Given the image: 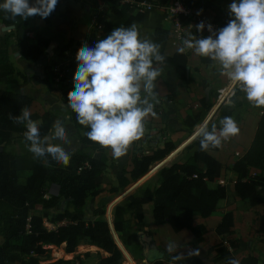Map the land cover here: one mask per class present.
<instances>
[{
  "label": "crops",
  "instance_id": "obj_1",
  "mask_svg": "<svg viewBox=\"0 0 264 264\" xmlns=\"http://www.w3.org/2000/svg\"><path fill=\"white\" fill-rule=\"evenodd\" d=\"M59 1V8L48 16V22L39 18L38 15H35L30 17L28 29L19 30L16 33L15 40L10 37L11 41L9 43L8 53L13 71L0 80V88L19 94L29 95L32 98V102L27 109L31 114L42 115L45 111H54L57 114V119L61 120L65 125L69 140L71 141L70 144L62 146L66 151L71 153L76 147L81 148L84 146L78 143L81 137L80 132L82 133V131L76 128L72 122L69 115L72 109L69 102L63 98L61 93L62 80L57 81L55 79V73L52 72V70L63 63L62 51L64 48L71 44L85 41H87L89 45L94 46L95 42L100 40L103 35H109L114 28L123 25L113 11V4L109 1ZM170 1L171 0H167L166 4ZM34 2L35 0H29L30 5ZM185 2H188L194 12L203 13L222 25L223 22L228 23L232 18L228 14V5L232 0H185ZM0 3H3V0H0ZM161 6L163 5H157L156 8L151 9L152 11H143L142 21L134 20L130 24L137 25L141 39H149L153 43L159 44L160 51H162L164 55L171 56L183 45V40L187 38L190 33L197 38L205 37L203 32L197 31L194 22L182 17L185 20V23L182 24L183 38L181 40L175 37L173 38L171 35L173 30L171 25H169L171 19L168 13L166 17L163 16L162 12H165V9ZM108 22L110 24V31L105 33L103 27ZM4 27L0 19V32H5L10 29L4 31ZM158 28L167 30L168 35L166 39L155 40V30ZM36 36L48 39L49 45L37 60L28 61L21 55L20 50L34 43ZM70 41H72V43L68 45ZM185 53L187 55L188 79L183 82L187 83L190 79H197V84L195 86H192L190 83L188 84L189 86L191 85L190 87H192L193 92L187 88V92L183 93L184 99L181 98V105H183L186 110L194 112L193 109L200 108V105H196L197 101H195L192 106L187 107L186 105L187 101L191 100L192 96L195 95L194 89L197 86L203 85L214 89V87L224 84L223 82L226 81L227 76L221 73L218 62H214L208 57L199 56L194 50H186ZM77 66V59L69 60L68 67L70 68V72L65 76L67 82H74ZM154 67L160 68L161 73L163 71V78H165L164 71H166L172 79L180 80L176 77L174 67L171 64H154ZM236 87V90L230 94L228 102L218 107L216 118L210 120L207 124L210 130L212 126L215 125L216 133L219 134L220 128L222 127L220 121L227 116L234 119L239 128V132L228 140L222 141L221 147L217 150H209V153L222 165L218 182L226 184L228 191L226 198L218 202V211L216 214L208 217H202L199 213L193 214V226L195 228L205 226L206 228V231L198 237H195L188 229L174 232L168 223H155L152 213L154 206L153 198L145 194V186H151V190H154V188L159 185L160 179L157 172L163 166L170 164L167 159L172 153L154 162L151 165V170L138 180L131 181L128 185L120 187L115 192L110 191L111 187L118 186V177H120L122 173H127L132 169L133 159L135 157L152 153L157 148L163 147L166 140L151 145V151L148 150L150 148H144V150L139 149V140H136L131 144L127 153L119 159L113 157L110 148L103 147L104 153L108 156V162L97 177L98 188L102 189V191L94 197L86 198L83 213L86 218L93 217L96 219H105L110 228L108 215L111 216L113 225V211L115 205L123 202L133 203V210L127 212L124 218L129 222L130 227V250L133 249L138 253V248H140L143 250V255H141V257H143L131 259L128 250L124 246H120L123 252L128 256L129 262L132 264H136V262L139 264H226L225 259H216V248L218 246H227L232 256L238 261L246 255H253L259 259L261 264H264V230L263 232L256 231L253 228L258 227V225L264 227V202L252 206L247 201L237 197L233 187L237 174L227 167L236 159L242 157L249 149L258 120L264 108L254 107L247 100L246 94L240 90L239 86L237 85ZM213 95L214 94H211V96L207 97L203 95L200 96L199 93V96L197 95L198 101L200 98L204 97L207 103L212 102L214 99ZM55 121L51 123L47 137L51 142L60 144L61 142L59 140H51V133ZM76 136V147L69 150V148L66 147L73 144V137ZM172 142L176 148V142ZM187 142H189V138L185 140L182 145ZM28 143L30 142H26L25 138L21 137L19 133H13L8 143L0 145V149L3 147L7 150L13 149L18 151L19 155L15 159V168L17 183L21 185L26 183V178L30 175L32 167L37 160L28 150ZM188 145L190 144H187V146ZM175 148L173 150H175ZM195 150L196 145L193 144L188 151L181 153L180 161H183ZM94 156L98 157L99 155L94 154ZM49 193L51 192L49 191ZM48 196V193L44 195V197ZM65 208L72 210V207L67 201L59 199L58 203L49 209L42 211L41 205H36L35 209H32L30 213L37 215L46 213L48 217H51L62 212ZM96 208H104L105 213L101 216L97 214L93 215L92 212ZM225 211H231L233 213V227L231 228L233 233L217 234L215 232V227L221 220L220 212ZM132 212H134V218H131ZM44 218L45 217H43V219ZM48 223L50 224L48 229H55L57 225L62 224V222L53 221H49ZM244 223L246 226H244ZM248 226H251V233L244 234V229L248 228ZM113 230L115 232L114 227ZM144 234L150 238L147 250H145L144 244L141 242V237ZM229 238H231V240H238L239 246L231 248L228 243ZM261 239L263 241H260ZM169 244L175 246V251H168ZM53 246L54 245H48L47 247ZM85 247L84 251L76 250L71 253H66L64 251L66 261H69L70 264H97L101 258L108 256L106 251L95 245L85 243ZM191 250H199L200 254L198 256H188V252ZM163 252H166L168 257L164 255L165 253ZM149 253H153V255L150 256ZM177 254H181V256L184 255L186 258L174 260L173 256ZM76 256H79L80 259H77ZM86 259H91V262H85ZM43 263L46 264L44 260L39 259L38 264ZM11 264L19 263L13 262ZM111 264L119 263L115 262Z\"/></svg>",
  "mask_w": 264,
  "mask_h": 264
},
{
  "label": "trees",
  "instance_id": "obj_2",
  "mask_svg": "<svg viewBox=\"0 0 264 264\" xmlns=\"http://www.w3.org/2000/svg\"><path fill=\"white\" fill-rule=\"evenodd\" d=\"M113 4V11L117 15L123 27H129L134 21H142L143 12L131 2L119 0H106ZM142 1V0H137ZM167 0H160L159 5H165ZM58 0L56 11L59 8ZM137 9V11H136ZM39 18H41L38 15ZM0 19L5 27L13 26L5 32H0V80L12 73L13 67L9 60L8 47L14 40L16 33L21 29H28L29 19L21 17L12 18L10 14L0 10ZM46 22L47 18H42ZM182 24L185 20L181 18ZM226 26L227 23L223 22ZM103 31H110L109 22L103 27ZM167 30L158 28L155 30V40L166 39ZM103 35L100 39L106 38ZM72 41L68 43L70 45ZM49 40L36 36L35 42L20 50L21 55L28 61L37 60L47 49ZM94 47V46H91ZM163 54L162 51H160ZM164 55V54H163ZM166 57L164 63L174 67L178 79H188V64L186 53L175 51ZM154 64H158L155 63ZM74 90V82L69 83L66 77L62 79L61 93L68 102V93ZM32 102L29 95L19 94L10 90L0 88V145L11 140L13 133H19L24 137L26 127L15 123L12 117L18 116L23 108H28ZM200 108H195V117L186 114L184 121L189 127H193L200 121L201 112L206 108V99H199ZM74 126L81 129V144L84 146L76 148L70 153L71 159L68 166L57 163L50 156L47 160L37 158L26 183H17L15 159L19 155L13 149H0V264H38L39 258L46 256L49 251L48 245H64V251L71 253L79 245L82 239L86 243L95 245L108 253L101 258L97 264H111L118 262L122 264L123 254L116 244L109 225L105 219L85 217L83 213L87 197H94L102 191L98 188L97 177L107 165L108 156L103 147L88 139L86 133L90 129L82 126L76 119L73 110L69 113ZM54 111H45L42 115L31 114V119L40 126L42 137L47 136L51 123L57 120ZM200 139L188 145H196L193 151L183 161L174 160L167 166H163L157 172L160 179L159 185L151 190V186H145V194L152 197L154 201L153 218L155 223H168L174 232L182 229L190 230L195 237L206 231L205 226L195 228L193 226V214L199 213L202 217H208L217 213L218 202L227 196L228 187L218 182L220 177L221 163L208 151L200 150ZM175 148L174 143L167 139L163 147L157 148L152 153L143 154L133 159V167L129 172L122 173L118 177V186L110 188L111 192L125 187L131 181H136L145 175L151 165L164 158ZM98 152L99 156L94 154ZM228 169L237 174L233 183L234 192L241 200L247 201L255 206L264 202V109L258 120L253 140L246 153L229 164ZM254 172V174H252ZM58 185L57 194H49L44 197L52 185ZM59 199L67 201L72 210L64 209L53 216V222H62L55 229H48L43 223L46 213L37 215L30 211L36 205H41L42 211L49 209L58 203ZM133 210L132 202L118 203L113 211V227L123 246L130 252L133 258H141V253L130 250V227L124 215ZM104 208H96L93 215H103ZM221 220L215 227L217 234L233 233V213L231 211L220 212ZM134 212L131 218H134ZM111 226V225H110ZM231 248L239 246L238 240H228ZM216 259H235L227 246L216 248ZM164 255L168 257L166 252ZM240 264H261L253 255H246Z\"/></svg>",
  "mask_w": 264,
  "mask_h": 264
},
{
  "label": "clouds",
  "instance_id": "obj_3",
  "mask_svg": "<svg viewBox=\"0 0 264 264\" xmlns=\"http://www.w3.org/2000/svg\"><path fill=\"white\" fill-rule=\"evenodd\" d=\"M58 0H3L0 10L12 18L39 15L47 18L55 10ZM199 15V13H197ZM232 17L226 26L214 30L213 26L201 21L195 27L203 32L205 27L211 35L197 38L189 34L183 40L178 53L194 50L202 57L218 62L221 73L226 75L235 88L237 85L246 94L247 100L257 108H264V0H232L228 5ZM78 61L74 75V90L68 93V102L76 114L78 123L90 129L86 135L101 147L110 148L113 157L124 156L131 144L144 135V120L150 114L155 116L154 90L157 87L161 69L154 62L163 64L166 57L160 52V45L149 39H141L136 24L116 27L103 39L89 47L87 41L76 54ZM147 93L142 98L141 92ZM15 123L26 127L24 138L28 150L35 158L50 156L57 163L68 166L71 155L62 146L70 144L65 125L55 121L51 140L42 137L39 124L31 119V113L23 108ZM219 134L216 126L209 130L207 124L200 127L197 135L200 150L219 148L222 141L238 134L239 128L231 117L221 121ZM168 251H175L173 244ZM199 250H191L188 256H198ZM153 255V253H149ZM185 259L184 255L173 256L174 260ZM228 264H240L229 259Z\"/></svg>",
  "mask_w": 264,
  "mask_h": 264
},
{
  "label": "rangeland",
  "instance_id": "obj_4",
  "mask_svg": "<svg viewBox=\"0 0 264 264\" xmlns=\"http://www.w3.org/2000/svg\"><path fill=\"white\" fill-rule=\"evenodd\" d=\"M148 1L150 2L152 9L156 8V6L159 5V2H160V0H157V1L148 0ZM149 11H152V10H149ZM162 13H163L164 17L167 16L166 10H165V12H162ZM169 25H171V23H169ZM171 27L174 28V26H172V25H171ZM171 35L174 38L173 32H171ZM204 36L207 37L206 35H204ZM162 73H163V71H162ZM162 73H161V76L158 77L157 87L154 90L156 99L155 100L150 99V102H152L154 104L153 110L156 113V115L152 116L150 114L148 117L145 118V120H144L145 131H144V135L139 139V144H140L139 149L144 150V148H150L148 150L151 151V145H154L155 143H159V142L167 140V139L172 140V141L176 142L177 147L175 148V150L170 152V154L172 153V155L169 156L167 159V161L171 163L174 160H180L181 159V153L182 152L184 153L185 151L189 150V147H187V144H191L195 140V138L198 136L197 135L198 131L195 132L194 129L198 126V130H199L201 126H203L204 124H208V122L210 120L215 119L217 114H218L217 112L219 109V108L218 109L216 108L217 105L220 102H221V104L227 103L228 100L230 99V94L233 93L237 87H235V88L233 87V85L231 84L228 77H226V81L223 82L224 84H222L221 86L215 85L218 87H214V89H212L211 87L210 88L206 87V85L199 86V87L197 86L195 88L196 90L194 89L195 95L192 96L191 100L187 101V104H186L187 107L192 106V104L195 101H197V103H196L197 106L200 105V103L198 101V97H197V95L199 96V93H200V96L203 95V96H207V97L211 96V94H214L213 95L214 99L212 102L207 103V107L201 112L200 122H198L193 127H188L186 125V123L184 122V118H185L186 114H188V113L190 114V116H192L194 118L195 113L191 110H186L185 107H183V105H181V101H182L181 98H183V93L187 92V88H189V90L193 92L192 87H190V86L191 85L195 86L197 84V79H193V80L190 79V81L185 83V82L180 81V80L172 79L171 77H169V75L166 71H164L165 78H163ZM198 82H199V80H198ZM189 83L191 84L190 86L188 85ZM222 89H224V90H222ZM180 94H182V95H180ZM146 95H147V93L143 92V90H142V92H141L142 98ZM211 100H212V98H211ZM82 133L80 132L81 136H82ZM73 138H74L73 144L66 147V148H69V150L76 147L77 142L75 143V139L77 138V136L73 137ZM188 138H189V142L182 145V143L185 140H187ZM78 143H81V137H80V141ZM95 154H98V152H96ZM150 170H151V168H150ZM49 191L51 193H49ZM47 193L48 194H57L56 193V187L53 185L50 186ZM52 220H53V216L48 217L46 214L45 218L43 219L44 225L47 228L50 227V224L48 222L52 221ZM108 220H109L110 225L113 226L112 225V218L110 215H108ZM244 226H246L245 223H244ZM250 228H251V226H248V228L244 229L245 230L244 234H250L251 233ZM253 228L256 231H262L263 232V230H264V227L262 225H258V227H253ZM112 236H113V234H112ZM114 238L117 241L119 248H120V246L123 247V244H122L121 240L119 239L118 235L115 234ZM1 241H2V236L0 234V242ZM260 241H263V240L261 239ZM85 243H86V240L82 239L79 242V245L74 249V251H76V250L84 251L86 248ZM64 245L65 244L63 243L59 246L49 247L50 249L47 252L46 257L39 258V259L44 260L46 264H70V262L66 261V259H65ZM120 250H122V249L120 248ZM138 253L139 254L141 253V255H143V250L138 248ZM122 254H123L122 264H132L131 262H129L128 256H125V254L123 252H122ZM129 254L131 255L130 256L131 259H133L132 254L130 252H129ZM76 258L80 259L79 256L78 257L76 256ZM85 262L89 263V262H91V259H89V260L86 259ZM78 264H80V263H78ZM136 264H139V263L136 262Z\"/></svg>",
  "mask_w": 264,
  "mask_h": 264
},
{
  "label": "built area",
  "instance_id": "obj_5",
  "mask_svg": "<svg viewBox=\"0 0 264 264\" xmlns=\"http://www.w3.org/2000/svg\"><path fill=\"white\" fill-rule=\"evenodd\" d=\"M119 1L134 3L137 6L138 10L141 12L152 9L150 2L144 0L142 1L119 0ZM161 7L165 9L169 14V17L171 19L170 21L171 25L174 26V28H172L173 35L176 39L179 40L183 38L182 20H181L182 17L188 19L191 22H194L195 24H198L201 21L205 22L206 25L210 23L213 26L214 30H218L224 27V25H222L221 23L215 21L213 18H210L209 16L203 13H199L198 15L189 6L188 2H185V0H171L168 4L163 5ZM203 33L206 36L211 35V33L208 32L207 27H205ZM83 43L84 42L74 43L63 49L62 51L63 63L52 70V72L55 73V79L57 81H61L70 72V68L68 67V62L70 59L73 60L76 59V54L78 50L83 46ZM89 47H91V45H89ZM252 174H254V172H252Z\"/></svg>",
  "mask_w": 264,
  "mask_h": 264
},
{
  "label": "water",
  "instance_id": "obj_6",
  "mask_svg": "<svg viewBox=\"0 0 264 264\" xmlns=\"http://www.w3.org/2000/svg\"><path fill=\"white\" fill-rule=\"evenodd\" d=\"M13 26H7V27H4L3 28V30L5 31V30H7V29H9V28H12ZM221 104V102L217 105V109H218V107H219V105ZM216 109V110H217ZM215 110V111H216ZM54 186L56 187V193L58 192V185H56V184H54ZM110 229H111V232H112V234H113V238H114V236H115V232H114V230H113V226H110ZM147 229V228H146ZM142 241L141 242H143V244H144V248H145V250H147V248H148V243H149V240H150V238L149 237H147V236H145V234L144 235H142ZM114 240H115V238H114ZM116 241V240H115ZM116 244H117V241H116ZM118 245V244H117ZM119 247V246H118ZM122 252H123V250H121ZM124 253V252H123ZM125 254V253H124ZM125 256H127L126 254H125Z\"/></svg>",
  "mask_w": 264,
  "mask_h": 264
},
{
  "label": "bare ground",
  "instance_id": "obj_7",
  "mask_svg": "<svg viewBox=\"0 0 264 264\" xmlns=\"http://www.w3.org/2000/svg\"><path fill=\"white\" fill-rule=\"evenodd\" d=\"M194 131H195V132H197V131H198V126H197V127L194 129Z\"/></svg>",
  "mask_w": 264,
  "mask_h": 264
}]
</instances>
